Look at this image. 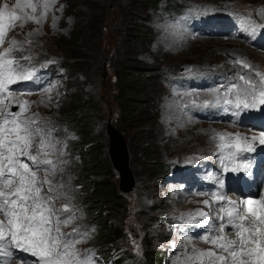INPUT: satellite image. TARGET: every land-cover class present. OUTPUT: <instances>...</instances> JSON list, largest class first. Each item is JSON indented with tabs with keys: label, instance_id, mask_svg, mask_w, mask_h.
Here are the masks:
<instances>
[{
	"label": "rangeland",
	"instance_id": "374dc122",
	"mask_svg": "<svg viewBox=\"0 0 264 264\" xmlns=\"http://www.w3.org/2000/svg\"><path fill=\"white\" fill-rule=\"evenodd\" d=\"M24 1L0 0V15L12 13L18 19L9 27L1 25L0 19V39L4 42L0 48L6 42L12 49L9 55L28 60L21 64L24 71L33 73L28 80L17 77L16 86L0 94V128L8 127L6 118L11 120L9 114H15L18 121L30 119L35 121L33 128L47 130L44 153L53 160L55 172L52 166L36 169L26 156L20 159L36 172L38 179L47 176L57 187V209L64 205L71 208L75 219L61 225V231L71 233L75 228L87 232L75 249L94 264H101L95 250L105 257L112 254L143 261L148 240L146 254L161 250L165 264H200L201 260L210 264L207 257L200 255L202 252H214L230 261V252L212 241L222 234L214 229L222 217L217 211L224 205L222 193L227 192L228 198L234 200L229 181L234 169L240 167L237 140L241 138L246 147L261 142V138L257 139L260 136L243 122L261 118L264 104L237 109L235 101L238 93L243 96L264 87V0H158L156 9L150 7L153 0H120L114 8L111 0H31L32 6ZM172 2L181 6V14L170 10ZM253 18L256 28L249 45L241 41L236 28L243 30ZM181 19L188 21L182 23ZM223 26L229 27L233 38L219 30ZM181 28L187 31L182 33ZM140 30L144 34L137 37ZM170 31L177 34L176 43L170 40ZM72 37L80 40L79 52L84 60L70 72L62 68L56 73L44 70L43 61L71 66V59L60 46ZM131 38H140L141 44L131 47ZM13 41L17 44L13 45ZM237 58L242 64L237 63ZM123 64L133 71L156 75L145 88L142 107L136 114L138 121L129 123L121 120L117 98ZM186 67L192 69L181 72ZM160 73L163 77L158 79ZM80 97L96 102L100 109L94 120L98 136H93L92 142L99 144L110 160L107 125L111 123L125 138L130 156L133 188L129 192L121 190V176L114 168L107 179H87L90 186L94 181L107 180L121 195V211L110 218L121 238L102 248H97L93 240L97 233L98 240H103V229L87 216L83 203L90 197L81 200L78 193L83 180L78 172L80 162L91 142L84 141L89 140L86 130L90 123L80 120L84 126L80 132L78 125L66 117L73 100ZM14 101L21 104L17 113L10 112ZM169 102L173 106L168 116L173 121L165 118ZM184 122H192L190 131L201 124L205 128L197 131L199 135H182L179 130ZM68 124L74 129L70 130ZM42 136L43 133L34 136L27 150L30 155H37ZM6 137L16 138L15 134ZM193 162L201 163L206 173L192 175L189 168ZM162 165H168L169 171H157ZM220 179L228 187H219ZM17 186L18 176L13 186L2 185L0 191H14ZM47 191L45 184L41 195ZM201 211L206 216L200 217ZM6 220L2 214L0 221L7 223ZM205 235L207 241L201 239Z\"/></svg>",
	"mask_w": 264,
	"mask_h": 264
},
{
	"label": "snow or ice",
	"instance_id": "6c2138e0",
	"mask_svg": "<svg viewBox=\"0 0 264 264\" xmlns=\"http://www.w3.org/2000/svg\"><path fill=\"white\" fill-rule=\"evenodd\" d=\"M19 7V5H18ZM14 18V14H8ZM0 39V43H2ZM15 45V41L12 42ZM11 51V49H9ZM7 70L4 65H0V89H4V80H28L32 78L31 71H24L23 64L19 65V70L12 66V61H7ZM243 79V77H241ZM264 85V80H261ZM264 104V87L257 92L253 89L246 92L243 96L237 94L235 107L255 108L256 104ZM12 118H6L5 123L8 127L0 128V184L11 185L18 176V186L12 192L0 191V213L7 217V223L0 221V250H7L14 247L16 250L30 254L36 259L33 264H94L93 260L85 259L75 249V244L81 237L87 235V232H80L73 229L71 233L61 231V225H68L75 217L71 215V208L68 205L57 209L54 201L57 198V187L52 184L47 176L40 180L35 171H31L27 163H23L21 156H26L36 169L41 166H52L55 172L53 160L47 158L44 153V146L47 143L45 137L47 130L39 127L33 128V120L18 121L15 114H9ZM40 146L37 155H30L28 149L36 135H41ZM8 134H15L16 138L6 140ZM261 143H264V136L261 137ZM240 150L251 151L249 145L247 149L242 148L238 141L235 145ZM7 153V154H5ZM43 155V158L41 156ZM48 169L45 168V171ZM48 185V191L41 195L43 186ZM63 187V185H59ZM208 204V201L204 202ZM233 203L234 202H229ZM252 201L247 202L248 211H253ZM65 213H69L65 215ZM200 217L206 216V213L200 212ZM227 224H221L218 232L227 226L241 232L240 243L228 241L221 234L220 238L212 242L218 248L230 252V261L224 256H216L214 252H202V257H207L210 264H264V229L253 232L257 227V221L264 222V205L261 206L256 220H247L242 215L239 205L228 211ZM220 219H223L221 217ZM247 225V226H246ZM261 237L254 239L253 237ZM201 239L207 241V235ZM248 244H256L257 247H247ZM248 257L249 260L243 259ZM255 257V259H251ZM200 264H204L201 260Z\"/></svg>",
	"mask_w": 264,
	"mask_h": 264
},
{
	"label": "trees",
	"instance_id": "16d2710c",
	"mask_svg": "<svg viewBox=\"0 0 264 264\" xmlns=\"http://www.w3.org/2000/svg\"><path fill=\"white\" fill-rule=\"evenodd\" d=\"M158 2V0H153V3L150 7L156 9ZM172 3L173 5L170 6V10L173 9L177 10V12H180V5H178L177 2ZM142 32L143 30H140L137 37H142V34H144ZM129 40V45L131 47H137L139 44H141L140 38H136V40L131 38ZM79 43L80 40L72 37L69 41H67V43H65L63 46H60L62 51L65 52L66 55L71 59V66H67L65 64H60V66L69 72L71 71V67H76L79 65L81 59L84 60L85 58L84 55L79 52ZM126 65H121L119 69L120 75L118 76L117 80L119 84V92L117 98L121 108V120L123 122L128 121L129 123L135 120L138 121L139 117H137L136 114L142 107V98L146 92L145 88H147L150 81L156 78V75L145 72L143 74L140 71L136 72L131 68H128ZM162 77L163 75L160 73L158 79H161ZM91 101L92 100H86L84 97L73 100L71 108L68 112L69 114L68 116L66 115V117L70 120L69 122L74 124L76 123L78 125L77 129L80 132L81 128L84 127L83 124H79L80 120H87L90 123L88 129L86 130L89 133L86 136L89 138V140L85 139L84 141L85 144L89 141L91 142L87 143L88 148L85 149V155L82 157L80 162L81 165L78 172L82 175L83 180L78 193L80 196H82L81 200H85L84 198L87 195L90 197L89 200L85 202L83 201V203L86 207L85 211L87 216H91L95 221L98 222L100 229H103L101 234L103 240H98L100 237L99 233L95 234L93 240V244L97 248H102L107 244H113L116 239L121 238V233L118 232L119 228L117 226H113V224L110 222L112 215L119 214L121 211V195L116 188L111 187L110 184L107 183V180L101 183L94 181L95 184H92L91 186L87 182V179L92 177L104 179L109 178L112 174L111 171L113 168L112 164L110 163L111 159L109 160L107 156H104L103 149L99 146V144H94L92 142L93 136H98L94 131V120L99 115L100 109L96 102ZM67 126L69 129H74V127L70 126L69 124ZM82 131L84 130L82 129ZM82 151L83 149H81L80 152L82 153ZM94 160L95 162H93ZM99 161H101V163ZM96 162L97 165H95ZM162 169L169 171V166L162 165L157 169V171H162ZM96 238L97 240H95ZM149 246L148 240H146L143 261L139 260L137 257H133L132 259L119 257L115 261L116 264H165L161 258L163 255L161 250H154L153 254L150 256L146 254L147 248H149Z\"/></svg>",
	"mask_w": 264,
	"mask_h": 264
},
{
	"label": "water",
	"instance_id": "95a60500",
	"mask_svg": "<svg viewBox=\"0 0 264 264\" xmlns=\"http://www.w3.org/2000/svg\"><path fill=\"white\" fill-rule=\"evenodd\" d=\"M120 0H111V7L114 8L117 3ZM187 69H184L183 71H185ZM107 135L109 136L110 139V158H111V163L112 166L115 170H117L120 174V171L117 169V167L115 166L114 160L117 164H119L123 170V174L125 176V180H126V187H122L121 190H123V192L127 193L130 190H132L133 188V183L132 181V173H131V169H130V164H129V152L127 149V144H126V140L123 137L122 133L113 125V124H108L107 125ZM113 157V159H112ZM122 174H120L121 176ZM122 179V177H121ZM124 186V184H123ZM128 187V188H127ZM127 188V189H126Z\"/></svg>",
	"mask_w": 264,
	"mask_h": 264
},
{
	"label": "bare ground",
	"instance_id": "6f19581e",
	"mask_svg": "<svg viewBox=\"0 0 264 264\" xmlns=\"http://www.w3.org/2000/svg\"><path fill=\"white\" fill-rule=\"evenodd\" d=\"M18 2L19 1H22L23 2V0H17ZM25 2H27V5L29 4V6L32 4V2H31V0H25L24 1V3ZM37 2V1H36ZM22 5V4H21ZM32 6V5H31ZM36 9V8H35ZM185 21H188V20H186V19H181V22L182 23H184ZM192 26V25H191ZM180 31H182V33L183 32H186L187 30H186V28H181V30ZM169 33V35H170V40L171 41H173V42H177L178 41V39H177V34H175L174 33V31H170V32H168ZM194 35V34H193ZM189 36L191 37V34L189 33ZM200 36V35H199ZM7 41V40H6ZM181 41H184V39H182ZM17 44V43H16ZM168 106L166 107V109H167V113H166V119H169V121H173V118H170L169 116H168V113H171V111H170V109H172V104L169 102L168 104H167ZM176 112V111H175ZM172 115V114H171ZM170 115V116H171ZM197 114L194 116V119H197ZM203 118H205L204 116H203ZM210 118H215V115L214 114H210ZM194 122V121H193ZM191 124H192V122H184L180 127H181V130H179V134H182V135H185V134H188V135H196V134H198L199 135V133H197V131H201V129H203V128H205V125L204 124H201V125H199V126H197V127H195L194 126V128H192V130L190 131L189 129H188V127L189 126H191ZM7 138V137H6ZM184 139H186V138H184ZM111 141H109V153H110V146H111V143H110ZM237 153V152H236ZM112 159H113V157H112ZM114 163H115V166L117 167V169L120 171V174H122L121 175V177H122V179H121V189H122V187H126V180H125V176H124V174H123V170H122V168H121V166L119 165V164H117L116 162H115V160H114ZM38 175V174H37ZM123 184H124V186H123ZM218 184L219 185H224L223 184V182H222V179H220L219 180V182H218ZM10 187V186H9ZM196 195H197V192L195 193ZM259 214V212H255L254 213V215H255V218L254 219H250V218H248L247 220H249V221H251V220H256V218H257V215ZM7 221V220H6ZM259 221H257V227L256 228H254L253 229V232H256L257 230H259L260 229V225H259ZM220 228V227H219ZM222 234H223V232H221ZM256 236H254L253 238H255Z\"/></svg>",
	"mask_w": 264,
	"mask_h": 264
}]
</instances>
